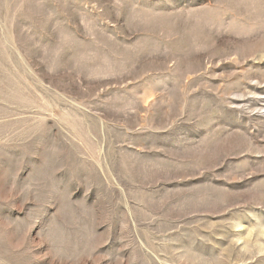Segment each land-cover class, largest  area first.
<instances>
[{
	"label": "rangeland",
	"instance_id": "374dc122",
	"mask_svg": "<svg viewBox=\"0 0 264 264\" xmlns=\"http://www.w3.org/2000/svg\"><path fill=\"white\" fill-rule=\"evenodd\" d=\"M0 264H264V0H0Z\"/></svg>",
	"mask_w": 264,
	"mask_h": 264
}]
</instances>
